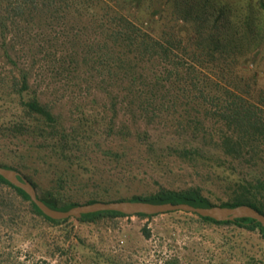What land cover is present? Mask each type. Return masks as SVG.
I'll return each mask as SVG.
<instances>
[{
  "label": "trees",
  "instance_id": "trees-1",
  "mask_svg": "<svg viewBox=\"0 0 264 264\" xmlns=\"http://www.w3.org/2000/svg\"><path fill=\"white\" fill-rule=\"evenodd\" d=\"M262 6L264 11V3ZM183 11L184 20L157 37L104 0H0V59L12 65L10 71H0V94L16 100L17 110V118L9 127H0V131L5 132V137L29 142L26 153H21L25 157L32 150L42 151L34 143L47 145L61 158L67 151L77 149L78 130L62 123L52 104L44 99V92L32 81L33 67L39 61L47 71L41 69L46 79L51 72L65 77L75 74L81 80L68 82L70 86L74 84L75 90L83 93L99 89L95 96L110 105L101 113L112 112L100 121L108 138L121 136L128 142L142 138L150 143L152 134L147 126L159 117L186 138L206 140L177 145L178 140L173 149L181 158L197 166L198 162L208 161L215 167L224 166L219 159H213L210 144L225 158L222 161L245 162L251 174L237 169L228 173L224 169L227 174L216 179L222 189L214 182L217 189L210 187L206 191V186L215 185L205 181V185L177 188L162 185L146 195L103 198L100 194L81 201L65 191L67 175L65 181L63 175L55 185L47 187L26 171L29 167L24 159L0 162V166L19 171L45 203L60 210L97 201L132 200L202 207L248 204L264 213V41L258 45L261 50L252 67V51L234 38L219 35L221 27L226 26L222 13L206 27L192 26L190 10ZM54 21H59L65 30L58 37L60 45H53L45 30L59 25ZM183 42L184 52L179 51ZM30 53L33 57L27 61L17 57ZM205 57L211 59L212 67L205 64ZM47 84L46 94L52 88L51 82ZM146 117L147 123L139 119ZM143 126L147 128L143 130ZM217 190H222L225 197ZM118 216L128 214L104 210L83 214L77 220L81 224L97 223ZM190 216L191 221L201 224L255 231L264 239V227L251 217L220 221L194 213ZM55 226L60 228L51 234L49 227ZM75 226L72 217L54 219L46 215L24 189L0 175V264H52L53 260L56 264H133L123 256L119 260L111 255L104 258V251L85 244L81 236L78 242L91 248V252H79L74 241H66L74 235ZM143 231L146 237L151 236L148 227ZM57 233L64 235L63 241H58ZM228 240L221 264H237L241 251L230 237ZM27 242L31 246L21 249ZM180 260L176 254L163 264H180ZM259 261L250 255L247 263Z\"/></svg>",
  "mask_w": 264,
  "mask_h": 264
},
{
  "label": "rangeland",
  "instance_id": "rangeland-1",
  "mask_svg": "<svg viewBox=\"0 0 264 264\" xmlns=\"http://www.w3.org/2000/svg\"><path fill=\"white\" fill-rule=\"evenodd\" d=\"M104 1L157 37L168 31L177 21H182L186 15L184 9L190 10L189 21L192 26L204 24L208 27L220 12L223 14H220L221 20L226 26L221 27L219 35L223 38H234L247 50L252 51V67L261 50L258 45L264 41L262 38L264 0ZM163 12L164 17H162ZM54 22L59 25L44 29L48 32L51 43L60 45L58 37L64 34L65 30L59 21ZM183 50L184 42L179 48V51L184 52ZM17 57L21 61H27L33 57V53ZM204 60L206 65L212 67L209 65L213 63L211 59L205 57ZM5 61L6 59H0L2 72L10 71L12 67L11 62ZM41 69L47 72L40 67L38 61L33 67L32 81L34 80V85L39 86L40 91L44 92V99L52 104L62 123L78 130L76 132L78 147L67 151L68 154L61 158L47 145L40 147L39 144L34 143L42 151L32 150L34 152L25 157L21 153H26L29 142H24L22 138L5 137V132L2 130L0 131V162L12 163L24 159L29 167L26 171L38 178L42 185L50 187L56 184L60 176L64 175L62 178L64 181L68 176V180L64 182L65 191L73 198L82 201L100 194L103 198L146 195L162 185L177 188L192 184L205 185V181L215 185L206 186V191L210 187L217 189L214 182H217L218 188L222 189L216 179L227 174L224 169H227L228 173L237 169L251 174V169L245 162L222 161L225 158L220 157V151L213 150V145L210 144L208 148L214 155L213 159H219V164L224 166L215 167L211 164L212 161L206 164L198 162L197 166L181 158L173 149V145L177 144L178 140L180 142L177 145L188 141L203 143L206 140L200 137L194 139L187 137L188 140L180 130L170 126L168 121L160 120L159 117L152 124H147L148 131L152 134L150 143L143 141L142 138H136L131 142L125 141L121 136L108 138L100 121L104 120L105 116L112 115V112L101 113L110 105L102 101L99 96H95L99 89L82 93L79 89L75 90L74 84L70 86L68 83L69 79L71 83L81 80L75 74L65 77L51 72L46 79L41 76ZM210 69L212 68H207ZM48 81L51 82L52 88L46 94ZM15 104L16 100L0 94V127H9L11 121L17 118L14 116L17 112ZM139 119L147 123V117ZM120 120L122 121V117ZM147 127L143 126V130ZM17 145L18 154H16ZM217 193L225 197L222 190H217ZM190 214L192 213L185 211L161 213L153 217L134 214L84 224L72 217L76 223L74 235L66 241L68 244L74 241L79 252H91V248L85 245L83 247L78 242V237L81 236L85 238V244L95 245L104 251L106 253L104 258L108 259L107 256L111 255L119 260L123 256L126 261H131L133 264H163L167 258L176 254L181 257L180 264H221L222 257L227 254L224 250L225 243L230 241L228 240L230 237L241 251L237 264H248L250 255L257 257L260 260L259 264H264V239L259 233L201 224L196 220L191 221ZM144 227L151 230V236L144 235ZM59 228L60 226L49 227V232L55 234ZM56 235H59L58 241L64 240L63 234ZM30 246L31 243L27 242L21 249L25 250ZM52 264H56V260H53Z\"/></svg>",
  "mask_w": 264,
  "mask_h": 264
},
{
  "label": "water",
  "instance_id": "water-1",
  "mask_svg": "<svg viewBox=\"0 0 264 264\" xmlns=\"http://www.w3.org/2000/svg\"><path fill=\"white\" fill-rule=\"evenodd\" d=\"M0 175L4 176L14 185L24 189L31 199L39 206V208L49 217L54 219H66L70 217L80 218L83 214L114 210L134 215L138 213L161 214L173 211H185L198 214L200 216L212 217L216 220H236L242 217H251L260 222L264 227V213L255 207L242 204L234 207L214 205L210 207L194 206L189 203H154L147 201L132 200H114V201H97L94 203H85L74 206L68 210L55 209L45 203L38 195L34 185L16 169L0 166Z\"/></svg>",
  "mask_w": 264,
  "mask_h": 264
}]
</instances>
